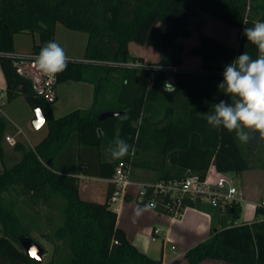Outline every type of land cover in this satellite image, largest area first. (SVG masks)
Instances as JSON below:
<instances>
[{
    "label": "trees",
    "instance_id": "1",
    "mask_svg": "<svg viewBox=\"0 0 264 264\" xmlns=\"http://www.w3.org/2000/svg\"><path fill=\"white\" fill-rule=\"evenodd\" d=\"M208 19L240 29L238 46L205 32ZM257 21L264 22V0H0V67L7 100L35 98L49 130L34 147L18 142L13 149L21 160L0 173V264H43L27 256L19 242L42 224L32 215L27 221L17 199L5 200L10 188L19 189L31 206L43 203L61 213L59 225L47 216L50 234L41 233L55 244L56 257L47 264H162L141 252L117 226L112 197L120 163L155 172L149 184L188 176L204 180L211 167L237 175L264 170V142L258 133L243 144L234 133L213 129L204 119L213 103L229 99L217 88L224 66L245 51L257 57L258 50L243 35L244 28ZM58 25L88 34L84 59H71L67 70L58 75V84H96L90 109L62 117L53 115L52 104L34 94L6 56L15 52L14 35L20 33L39 36L34 47L38 54L46 42L55 40ZM191 29L198 33V42L190 55L199 59L200 67L185 69L183 40L191 36ZM131 42L153 47L159 54L157 65L178 71L126 66L144 62L129 52ZM113 83L119 103L106 106L105 93ZM166 83L175 90L169 86L167 91ZM105 112L121 114L100 121ZM7 132L8 121L0 115L2 159ZM117 136L132 147L126 157L113 160L106 149ZM81 172L110 180L104 203L81 198L77 177ZM145 198L155 200L160 214H169L173 206L169 196L154 194L152 188ZM195 204L184 200L187 208ZM220 209V228H213L207 240L186 252V264L207 260L264 264V202L256 207L254 221L239 225L241 203L224 204Z\"/></svg>",
    "mask_w": 264,
    "mask_h": 264
},
{
    "label": "rangeland",
    "instance_id": "2",
    "mask_svg": "<svg viewBox=\"0 0 264 264\" xmlns=\"http://www.w3.org/2000/svg\"><path fill=\"white\" fill-rule=\"evenodd\" d=\"M205 32L215 36L222 42L230 46H238L241 36V30L236 28L228 27L226 24L219 21L208 19L205 26ZM34 40L36 43L39 42V37L37 35L33 36L32 34H16L14 35L15 47L25 48V50L31 51L34 50ZM55 41L58 42L64 50L73 52L77 60H83L85 56V50L87 46V33L81 31L70 30L62 25H58ZM198 42V33L191 29V36L188 39H184L183 43L185 45V62L183 67L185 69L189 68H199L200 63L197 57L190 55V51ZM19 52V51H17ZM34 52V51H33ZM28 52L27 54L33 53ZM129 52L135 57H141L144 60V63L150 65H155L159 61V54L156 49L150 46H141L134 42L129 44ZM147 53V54H145ZM147 55V56H145ZM73 59V58H70ZM75 59V58H74ZM68 84H65L63 87H68ZM70 85V84H69ZM1 86V83H0ZM1 92V90H0ZM3 94H5L3 92ZM61 98L59 105L56 106V115L65 116L77 109H87V101L84 96L81 94L70 97ZM7 97V95H6ZM70 97V100H69ZM3 112L0 113L1 116L5 117L8 121V133L5 135L16 136V133L13 129L16 128L17 124L19 128L24 131L22 136L16 137L18 142L23 143L27 147H34L37 145L39 140L45 137L48 133V126L45 124L40 130L36 131L33 129L31 124V118L35 116V113L31 106L29 105L25 97H17L13 99H8L6 105L3 107ZM17 126V127H18ZM17 129V128H16ZM3 147L5 151V157L2 159L0 154V173H2L5 167H12L21 160V154L14 151L13 147L10 146L7 141L4 139ZM225 177L231 181V184L236 187H240L244 193V198L247 200L251 198L252 194H255L256 204L264 202V170H253L246 171L243 175H239L240 179L238 180L237 174L230 173L226 174ZM252 188H255L254 190ZM134 191V190H133ZM226 189L221 190L222 193H226ZM257 193H260L259 195ZM5 200L17 199L19 201V209L21 215L26 218L27 221L30 220L29 217L32 215L39 224H42L40 230L32 229L30 230V237L41 244L45 248V255L43 264H47L51 261L55 255V244L49 242L46 238L42 237L41 233L50 234L49 223L47 222V216H51L55 225H59L61 221V213L58 209H54L40 203L37 206H31L28 198L21 193L19 189L10 188L9 191L4 193ZM199 209L203 212H210L218 214L219 209L214 207L209 202L205 201L197 205ZM145 209L151 212L155 210L143 206ZM146 210V211H147ZM145 211V210H144ZM146 215L147 212H145ZM165 217L172 218L169 214H161ZM148 216L143 219L142 222L137 221V225H145ZM256 219V208L252 204L243 203L242 204V214L239 223L248 222ZM146 220V221H145ZM2 230V224L0 223V234ZM150 236V241H151ZM151 247L155 252L156 256L160 258L161 252V240L157 242H151Z\"/></svg>",
    "mask_w": 264,
    "mask_h": 264
},
{
    "label": "crops",
    "instance_id": "3",
    "mask_svg": "<svg viewBox=\"0 0 264 264\" xmlns=\"http://www.w3.org/2000/svg\"><path fill=\"white\" fill-rule=\"evenodd\" d=\"M22 34H26V33H22ZM35 35L37 34H34L33 36ZM87 43H88V34H87ZM34 44L35 45L38 44L36 43V40H34ZM14 50L18 54H27L28 52L34 51L33 49L29 51V50H25V48H21V47L18 48V46L16 49L15 42H14ZM65 52L69 58L76 59V56L73 54V52H69L68 50H65ZM114 78L118 79V76ZM0 83H1L0 93L4 92L6 94V80L1 67H0ZM65 84H68L67 85L68 87H63L65 86ZM110 86L111 87H109V89L105 93L106 94L105 97L107 100L106 106H111L112 104L119 103L118 100L119 96L117 94L115 95L116 92L114 88L115 83L110 84ZM95 87L96 84L94 82L66 81L60 83L58 85L57 101L51 106L53 115L55 117H60L55 114L57 110L56 106L59 105L61 98L66 97L64 95H67V97L68 95L70 97H74L76 94L77 95L81 94L82 96L85 97L88 108L77 109V110L90 109L94 103ZM33 118L34 116L31 118V121L33 120ZM15 125L17 129L15 128L13 130L15 131L16 136L18 134V131L22 132L19 135L22 136L24 134V131L21 128H19L17 124ZM44 138L42 137L37 144H39ZM243 174L244 173H242V175ZM77 177L79 179L80 196L82 199L86 201H92L98 203H104L106 201L110 186V180L99 177H92L83 172L78 174ZM155 177H156L155 172L144 168H135V169L132 168L131 171V181L136 184L149 183V181L155 179ZM237 178L238 180L240 179L239 175H237ZM252 189L254 190L255 188ZM138 191L139 188L137 185L130 186L127 191V198L125 197L123 199H120L113 204V209L118 214L117 226L118 228L122 229L125 232L127 239L133 245H135L141 252L145 253L146 255H148L153 259L161 260L162 264H172L177 260L181 261L180 264H186L184 260L186 252L191 248L195 247L196 245H198L199 243L207 240L210 237L213 228H217V229L220 228L221 209L219 207H217L219 209L218 214L203 212L197 206L202 202H198L195 204L194 207H188L184 211V214L180 219H174V218L170 219L168 217L161 215L156 211L148 212V210L145 209L143 205L137 203L135 201V197ZM257 194L259 195L260 193ZM254 196L255 194H252L251 198L247 199L246 201L248 204H252L256 208L257 202L255 201L256 199H253L255 198ZM137 212H139V215H137ZM145 212H147L148 215H146ZM147 216L148 219L147 221L145 220L146 221L145 225L139 226L136 224L137 221L142 222L143 219ZM252 221L254 220L248 222H252ZM242 223H246V221ZM236 224L239 225L241 223L237 222ZM155 229H160L161 233L154 241L153 234ZM150 236H152L151 241H150ZM159 240H161V252L159 256L160 258L156 256L155 252L153 251V248L151 247V242H157ZM202 264H226V263L207 260Z\"/></svg>",
    "mask_w": 264,
    "mask_h": 264
},
{
    "label": "clouds",
    "instance_id": "4",
    "mask_svg": "<svg viewBox=\"0 0 264 264\" xmlns=\"http://www.w3.org/2000/svg\"><path fill=\"white\" fill-rule=\"evenodd\" d=\"M243 35L256 47L258 55L254 59L245 51L224 66L223 80L217 88L229 99L213 103L204 119L213 129L234 133L240 143L247 144L253 133H258L259 140L264 142V22L245 27ZM69 62L64 48L55 40L46 42L33 58L36 73L53 81L67 70ZM165 85L167 91L169 86L175 90L171 84ZM131 147L117 136L106 152L110 159L119 160L129 154Z\"/></svg>",
    "mask_w": 264,
    "mask_h": 264
},
{
    "label": "built area",
    "instance_id": "5",
    "mask_svg": "<svg viewBox=\"0 0 264 264\" xmlns=\"http://www.w3.org/2000/svg\"><path fill=\"white\" fill-rule=\"evenodd\" d=\"M37 53L31 54H7L6 56L13 60V66L16 73L27 80L34 92V94L46 101L49 104H54L57 101L58 96V75L56 79L48 80L41 77L36 73L33 58ZM71 60V59H70ZM126 66L130 68H139L142 70L153 71L159 70L163 72H177V68H170L159 66L157 64L150 65L148 63H141L139 61H132ZM7 103L6 94L0 93V113L3 112V107ZM22 132L18 131L17 136ZM17 136L7 135L5 140L7 143L14 147L18 141ZM132 164L130 162H122L117 166L113 183L115 185V193L112 197V204L118 200L127 196L128 188L132 185H137L139 191L135 197V201L147 208L157 210V204L154 199H146L145 194L148 188H152L154 194H160L169 196L173 201V206L170 208L169 215L174 219H180L187 207L184 206L185 199H191L198 202H209L214 207H221L224 204L237 202L247 203L244 198V193L240 187L233 186L225 175L216 171L214 167H211L206 178L204 180L199 179L197 176H188L182 180H174L168 182H159L156 184H136L131 181ZM226 189V193H222L221 190ZM258 204H256V207ZM157 212V211H156ZM161 233L160 229H155L153 234V240L155 241L158 235Z\"/></svg>",
    "mask_w": 264,
    "mask_h": 264
},
{
    "label": "water",
    "instance_id": "6",
    "mask_svg": "<svg viewBox=\"0 0 264 264\" xmlns=\"http://www.w3.org/2000/svg\"><path fill=\"white\" fill-rule=\"evenodd\" d=\"M23 90L25 91V89ZM27 101L35 113V116L31 122L32 127L34 130L38 131L46 123L45 115L43 113V110L40 104L35 98H29ZM120 114L121 113H118V112H105L100 115L99 120L103 121L108 118L117 117ZM19 242L27 256L36 260L39 263H43L44 255H45V248L41 244L34 241L31 237H26V236L20 237Z\"/></svg>",
    "mask_w": 264,
    "mask_h": 264
}]
</instances>
